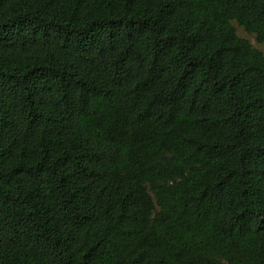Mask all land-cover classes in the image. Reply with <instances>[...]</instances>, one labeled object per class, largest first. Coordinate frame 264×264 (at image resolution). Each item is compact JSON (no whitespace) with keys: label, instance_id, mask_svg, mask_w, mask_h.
Listing matches in <instances>:
<instances>
[{"label":"trees","instance_id":"obj_1","mask_svg":"<svg viewBox=\"0 0 264 264\" xmlns=\"http://www.w3.org/2000/svg\"><path fill=\"white\" fill-rule=\"evenodd\" d=\"M264 0H0V264H264Z\"/></svg>","mask_w":264,"mask_h":264},{"label":"rangeland","instance_id":"obj_2","mask_svg":"<svg viewBox=\"0 0 264 264\" xmlns=\"http://www.w3.org/2000/svg\"><path fill=\"white\" fill-rule=\"evenodd\" d=\"M235 25L241 37L249 39L255 47H258L264 52V43L258 42L254 34H249L243 27L239 26L237 23H235Z\"/></svg>","mask_w":264,"mask_h":264}]
</instances>
